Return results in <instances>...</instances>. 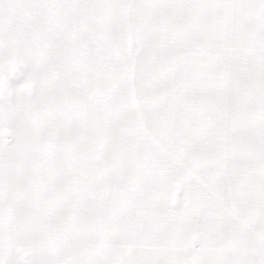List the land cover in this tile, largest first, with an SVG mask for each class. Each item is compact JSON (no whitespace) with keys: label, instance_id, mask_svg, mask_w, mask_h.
I'll list each match as a JSON object with an SVG mask.
<instances>
[{"label":"snow or ice","instance_id":"1","mask_svg":"<svg viewBox=\"0 0 264 264\" xmlns=\"http://www.w3.org/2000/svg\"><path fill=\"white\" fill-rule=\"evenodd\" d=\"M0 264H264V0H0Z\"/></svg>","mask_w":264,"mask_h":264}]
</instances>
